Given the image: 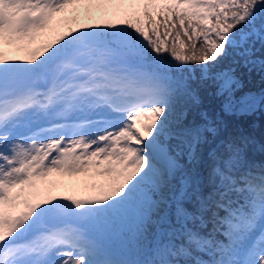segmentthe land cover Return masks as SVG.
<instances>
[{"label":"snow or ice","instance_id":"1","mask_svg":"<svg viewBox=\"0 0 264 264\" xmlns=\"http://www.w3.org/2000/svg\"><path fill=\"white\" fill-rule=\"evenodd\" d=\"M257 113L264 0H0V264H264Z\"/></svg>","mask_w":264,"mask_h":264},{"label":"trees","instance_id":"2","mask_svg":"<svg viewBox=\"0 0 264 264\" xmlns=\"http://www.w3.org/2000/svg\"><path fill=\"white\" fill-rule=\"evenodd\" d=\"M213 103L214 102L211 99L205 101V105L209 108L213 106ZM226 119L231 120L232 118L226 117ZM251 120L252 122L250 124H248V121H245L244 123L248 125L252 135L256 138L257 145H259L260 143H264V117L257 113L254 118H251ZM254 155L257 160L264 158V153H261L259 150H257Z\"/></svg>","mask_w":264,"mask_h":264},{"label":"rangeland","instance_id":"3","mask_svg":"<svg viewBox=\"0 0 264 264\" xmlns=\"http://www.w3.org/2000/svg\"><path fill=\"white\" fill-rule=\"evenodd\" d=\"M81 19H84L83 15L81 16Z\"/></svg>","mask_w":264,"mask_h":264}]
</instances>
